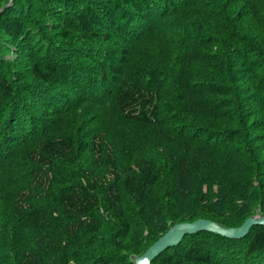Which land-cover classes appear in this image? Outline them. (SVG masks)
Masks as SVG:
<instances>
[{
  "label": "trees",
  "instance_id": "16d2710c",
  "mask_svg": "<svg viewBox=\"0 0 264 264\" xmlns=\"http://www.w3.org/2000/svg\"><path fill=\"white\" fill-rule=\"evenodd\" d=\"M9 2L0 0V175L13 184L0 190L11 201L0 207V264H134L174 224L264 216V0ZM150 2L158 20L130 33ZM115 36L126 46L89 63L84 44ZM142 43L150 48L134 60L127 48ZM76 74L108 87L85 92L71 86ZM67 86L77 100L108 101L123 122L116 130L98 112L89 140L110 128L117 143L87 146L83 183L69 176L80 159L72 133L38 131L32 115L39 105L62 117L55 89ZM25 167L29 182L14 181ZM151 264H264V226L241 239L185 235Z\"/></svg>",
  "mask_w": 264,
  "mask_h": 264
},
{
  "label": "rangeland",
  "instance_id": "374dc122",
  "mask_svg": "<svg viewBox=\"0 0 264 264\" xmlns=\"http://www.w3.org/2000/svg\"><path fill=\"white\" fill-rule=\"evenodd\" d=\"M11 1L12 0H10L9 3H11ZM144 6H145V10L142 9L139 13H137L138 15H137L136 19L134 20V22L129 27V28H131L130 33H131V30L138 27L139 24L145 25L146 27H148L149 24L158 20V18H156V14L158 13V11L155 10V5L152 2H150V3H146ZM163 22L164 21H162V23ZM106 30L111 32L109 29H106ZM168 39L166 38L165 40H168ZM117 40H116V36L112 37V39L109 40L108 42H101L95 38V39L90 40L89 41L90 43L88 44L85 40L84 43L85 42L86 43L84 44V46L86 48L84 49V51H86V52L92 51L91 55H90L91 57H89V60H88L89 63L94 64L95 67L100 66L104 63L100 60H103L101 54H102V52L105 51V49L110 48V49L114 50L115 48H118V52H119L120 48L126 46V42L124 39H122L124 41H118V44H114L113 42H115ZM58 41H59V39H58ZM145 42H146V40H145ZM146 43L145 44L142 43V44H138V45L135 44V46L137 45L138 49H139V50L137 49L135 52L134 51L132 52L131 48H127V51L131 54V56L135 55V53H136L135 57L133 58L134 60H138V58H139L138 54L146 53L148 51L150 46L148 45V47H145ZM157 48H158V46L155 45L154 47H152L151 52L155 53L157 51ZM14 57H15V54L12 52L8 53V55L6 56V58H12V59ZM128 60H130V56L128 57ZM125 68H128V67H125ZM131 68L132 69H130V68H128V69H130L131 71L135 70V67H131ZM135 72H136V70H135ZM95 76L94 77H82L83 80H86V81L91 80V83L89 82L86 85H82L78 82V80H80V82H82V79L80 78L81 75L76 74L75 80L73 81V83H71V86H72V84H74V86L76 88H81L83 86L84 87L83 91H85V92H89L88 88H91V87L93 88L95 85H97V86L100 85L101 88L106 89L108 87V84H106L105 81H104V83L98 82L99 85L96 84L95 79L97 77H95ZM89 85H91V86H89ZM69 88L70 87L67 86L66 88H62V89L61 88L55 89L58 92V94H60L61 97L64 96V98H65V101H63V105L65 106L64 108H66V112L62 117L55 115V114L50 116L49 112L47 110H43V111L39 110L36 112L37 109H35V108H39L40 107L39 105L33 107L32 115H33V118L36 119V126H37L36 128L38 131L41 129L42 130L46 129L47 132H49L48 134L53 133L55 131L54 133H56L57 135H63V134H65V132L72 133V135L75 139V150L77 152V156H79L80 159L77 160V162H76L78 168L73 169L71 172V175H69V176H70V178H72V181H80L81 183H83V179H85L84 169L87 168L85 166H88V164L92 165V161L90 160L92 158V152H90L89 147H87V146H91L94 144L97 145L98 147L108 146V144H106L105 141L108 142L109 145L110 144L115 145L117 143L116 139L110 137L113 135L110 133V128L101 130L102 133H100L99 135L98 134L96 135L97 140L94 139V136L91 140H89V137L87 136V132L89 130H96V128L98 127V123H99V121H97V119L99 118L98 112L105 111V113H106V112L110 111V116H109L110 119L116 120V122L113 125V127L116 130H121L117 126V122L119 124H121L123 122L119 119V117L115 113L111 112V107L109 106L108 101L103 102L102 105H98L97 103L91 102V101L77 100V98H79L78 94L74 93L73 91L71 92V94H69ZM68 94H69V98H71V99L68 98L69 100L66 99ZM80 96L84 98L85 94H81ZM73 101H75V103L71 104ZM51 102L54 106V110H56L57 109L56 106H58L57 99H53ZM48 110H50V109H48ZM106 114H108V113H106ZM17 117H18V114L15 115V118L18 120L19 117L18 118ZM21 122L23 123V125H25V123H24L25 121L24 120L22 121V119L20 120V118H19V121H16L13 124V126L11 127V129H14L16 131H20L21 128L23 129V125L21 124ZM45 126H46V128H45ZM29 127H30V124L27 125L26 129L23 132L27 133V130L29 129ZM106 130L109 131V133H105L104 131H106ZM111 142H113V143H111ZM100 144L102 146H99ZM24 146H30V143H27ZM30 171H29V168H27V167L22 168L21 170L14 169V172H13L14 181L19 180V182H21V183L27 182V181L29 182V172ZM11 175H9V174H7L5 176L0 175V190L1 191H2L4 184L7 185L9 183H12L11 179H10ZM5 179H7V180L5 181ZM2 180H3V182H2ZM5 182H7V184ZM18 184L19 183L16 182L15 186H18ZM34 184H35V181H34ZM0 196L4 197V199L0 198L2 200V201L0 200V207H2L5 210V209H7V207L9 206L11 201H9L6 198V194L2 195L0 192Z\"/></svg>",
  "mask_w": 264,
  "mask_h": 264
},
{
  "label": "water",
  "instance_id": "95a60500",
  "mask_svg": "<svg viewBox=\"0 0 264 264\" xmlns=\"http://www.w3.org/2000/svg\"><path fill=\"white\" fill-rule=\"evenodd\" d=\"M255 225L264 226L263 215L255 214L248 216L236 227H224L212 220L204 218H198L191 222L177 223L170 226L167 231L153 242L140 256L132 257V261L134 264H151L152 260L161 252L179 244L185 235L207 231L230 239H241L245 237L250 228Z\"/></svg>",
  "mask_w": 264,
  "mask_h": 264
}]
</instances>
